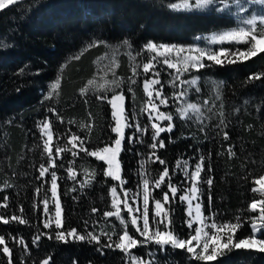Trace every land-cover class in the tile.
Wrapping results in <instances>:
<instances>
[{"label":"trees","instance_id":"trees-1","mask_svg":"<svg viewBox=\"0 0 264 264\" xmlns=\"http://www.w3.org/2000/svg\"><path fill=\"white\" fill-rule=\"evenodd\" d=\"M172 2L17 0L15 5L0 10V215L10 221L4 224L0 220V235L5 237L4 246L11 250L4 254V246H0V264L128 261L120 249L104 247L110 241L100 239L97 244L86 238L81 241L69 237L66 242L58 241L53 228L43 227L42 200L50 196V183L45 182L49 181L47 175L37 179L39 166L48 165L37 122L51 120L53 150L71 146L68 140L73 133L85 141L84 148L96 150L108 142L110 135L114 136L109 127L110 106L97 97L110 98L113 89L123 91L127 112L130 94L123 79L131 75L130 63L147 42L188 45L204 33L237 25L227 13L217 14L214 9L179 10L171 6ZM223 47L235 52L244 48L245 43H226ZM108 50L117 59L108 76L121 77V82L118 88L108 86L103 90L98 85L104 74H98L97 62ZM222 61L215 65L205 59V67L195 72L199 91L190 97L204 101L203 122L183 119L182 125L176 124L171 133L161 136L165 147L158 148L156 153L168 161L169 168L179 156L197 160L200 155L205 157L201 175L205 181L212 179V184L200 185L203 212L218 224L241 223L235 241L250 234L249 225L243 223L247 217L257 215L250 210V202L264 200V188L254 191L255 180L264 175V53ZM91 80L95 82L90 84ZM57 82L58 86L53 88ZM133 88L137 95L142 93L139 82ZM74 150L78 155H69L66 168L71 166L84 174L91 172L93 177L78 189L75 180L66 177L65 168L59 169L58 193L65 227L76 228L81 234L87 232L86 220L94 221L96 227L116 222L114 217L103 216L104 211L111 210L109 189L114 182L102 174L106 168L103 162ZM138 151L125 141L120 160L126 184L139 182L135 169ZM93 208L99 211L93 213ZM176 212L175 232L185 236L187 233L183 234L180 228L186 217L184 205L180 204L173 216ZM13 215L26 223L12 221ZM37 235L40 240L34 245ZM21 238L27 244V252L18 243ZM155 260L157 264H264V253L232 250L214 262H203L186 250L169 248L166 255L158 254Z\"/></svg>","mask_w":264,"mask_h":264},{"label":"snow or ice","instance_id":"snow-or-ice-1","mask_svg":"<svg viewBox=\"0 0 264 264\" xmlns=\"http://www.w3.org/2000/svg\"><path fill=\"white\" fill-rule=\"evenodd\" d=\"M16 3L17 0H0V10L7 9L9 6L15 5ZM257 3L264 5V0H194L192 5H189L187 0H185L184 7L188 10L214 9L217 14L222 15L227 13L231 16L233 14V8L236 13L245 14L248 11L245 7L246 4ZM172 7L176 8V5L173 4ZM240 22L244 26L238 27L237 30L225 31L218 37L213 36L211 42L214 44L217 42L222 43L226 38H231L236 42L243 41L246 44H250V47L247 48L246 51L240 53V56L244 59L264 53V32H261L259 35L256 34V19H241ZM259 23L264 26V10H262V13L259 15ZM156 47L155 44L148 45V49L153 52H155ZM164 47L166 52L172 51L171 48ZM177 51L183 52L184 49H177ZM189 51L197 52L198 54L183 57L182 72L184 73L189 72L190 69H203L205 64L202 61L205 57L209 62H214L215 65H220L223 62V50H221L219 54L216 51L205 52L203 48H193L189 49ZM160 55L163 56L162 62L157 56L147 57V62L143 63L141 70L144 77L143 91L146 93L147 100V107L141 109V111L147 116L151 128V143L147 145V147L151 149L149 159L152 160L153 163H158L163 166L162 171L151 181V191L150 180L146 178L149 175L148 173H138V175L142 176V185L138 182V188L142 187V193H133L131 189L124 187L127 181L121 175L122 162L120 156L124 150L125 141L127 140L128 144L143 143V140L137 134L143 135L147 133L149 129L148 127H141L139 123L134 122L135 114H133V118L128 116L125 108L126 96L123 91L116 92L113 89L110 98L105 96L97 97L99 100L106 101L111 109L112 123H110L109 127L110 132L114 134V136L110 135L108 137V142L104 143L102 147L90 151L84 148L85 141L81 139L80 136L73 133L68 140L72 149L84 151L86 155L103 162L106 168L102 169V174L106 178H110L117 182L109 189L111 196L110 207L112 210L104 211L103 216L105 218L116 217L120 225L124 226V230L122 234L118 236V242H113L111 236H109L108 239L110 242L104 245V247H114L124 252L130 257L126 264H145V257L148 258L147 264H157L155 257L158 254L166 255L169 248L173 250H186L187 253L192 254L194 259L203 262H214L219 256L232 250L243 249L246 251L264 253V238H262V234H264V200L253 201L250 204V210L252 212H257L259 205L257 216H249L243 221V223L249 225L250 234L234 241L233 238L236 231L242 227L241 223L218 224L214 219L211 220L210 223L205 222L208 218H206L203 213L204 194L200 185L205 182L208 185L212 184V179L209 178L205 181L204 177L201 175L205 157L200 155L198 162L194 165L192 170L188 169L187 161H185V166L181 170L180 161H177L176 168L170 173L166 161L157 156L156 150L165 147L164 140L161 139V134L164 132L171 133L174 128V116L170 112H161L160 108H168L170 104L178 108L179 103L188 95V88L186 85L197 83L194 78L190 80H179L177 84L172 86L170 94L165 95L164 88L167 85L162 82L161 76L165 75L168 76L169 79L177 81L181 74V70L173 72L172 70L177 67L176 64L172 63L167 55L163 53ZM132 75L139 76L140 73H137L136 69L133 68ZM131 82L133 84L136 83L134 79H132ZM58 83L59 82L52 85V87L56 88ZM89 83H91V81H89ZM113 84L116 88L120 87L116 81H113ZM128 91H131V87H129ZM196 91L198 92L199 89H196ZM205 103H207V101H205ZM189 110H192L194 113H199L201 111L195 104L188 103L186 108H178L179 116L187 119ZM49 112L53 115H57L54 109H49ZM163 121H168V124L166 126L163 125ZM60 122L63 123V120L60 119ZM221 123H223V121H221ZM37 127L40 128L41 135L46 136L43 142V149L48 158V166L44 164L39 166V176L37 179L44 178L46 174L50 175V181L45 182L50 183L47 192L51 193V199L54 205L53 208H49V198L47 196L42 200L43 215L47 217V220L43 222V227L45 229L53 228L55 239L58 241L66 242L67 237L83 241L86 238L85 235L79 234L76 228L65 227L66 217L63 215V207L58 193L59 177L57 171H50V169L58 167L56 160L61 158V153L66 149L56 147L55 150H53L54 134L51 130L52 122L50 119L46 118L42 122L38 121ZM126 129L131 130L130 135H126ZM224 138H228L227 132L224 133ZM72 149L68 150L72 151ZM72 155H78V151H72ZM140 166L143 168V161ZM60 167H63V165H60ZM67 171L69 173L68 178L75 180L71 166L68 167ZM177 173L180 174L181 178L178 183L174 184L173 179ZM256 183H264V177H261ZM72 191H75V189H72ZM155 191H159V198L153 195ZM36 192L39 194L40 189H36ZM139 195H142V203L139 202ZM4 199L6 201L7 197ZM177 200L180 204L185 205L186 219L183 222V226L188 230L186 236H181L175 232L174 221L172 219L174 211L172 204ZM4 206L6 207L7 205L5 204ZM208 207L211 209L210 195ZM124 210H126L130 217L131 226L134 227L135 232L138 233L140 237H144L143 240H138L127 230L128 222L121 215ZM21 211H23V208H21ZM98 211L99 210L96 208L92 209L93 213ZM211 215L210 213V216ZM0 220H2L4 224L10 222L9 219L2 215H0ZM11 220H19L22 224L26 223L25 220L20 219L16 215H13ZM237 220L239 221V217H237ZM84 223L87 227L88 221L86 220ZM225 229L228 230V235L226 239H223L221 234L224 233ZM210 232L212 233L211 235H209ZM86 235L89 241H96L97 244L100 243V237L98 235H93L91 232H87ZM202 237L205 239L201 244ZM39 240L40 235L35 236L33 244H38ZM18 243L24 251H28L27 244L22 238L18 240ZM148 243H154L158 251L149 249L145 252L144 257H138L131 251L138 246H145ZM5 244V237L0 235V246H4ZM210 245L211 251H209ZM198 248L200 249L199 252H197ZM98 250L103 254L102 249ZM10 252L11 250L9 247H3L4 254H10Z\"/></svg>","mask_w":264,"mask_h":264},{"label":"rangeland","instance_id":"rangeland-1","mask_svg":"<svg viewBox=\"0 0 264 264\" xmlns=\"http://www.w3.org/2000/svg\"><path fill=\"white\" fill-rule=\"evenodd\" d=\"M187 3L189 5H192L194 3V0H187ZM173 4L176 5L175 9L188 10L184 7L185 0H173V2L171 3V6ZM245 7L248 9V11L245 14H238L235 12L234 8L232 9L233 14L231 16H233L235 18V21L237 22L236 26L224 28V29H219V30H214V31H211L208 33H204V34L198 36L197 40L194 43L188 44V45L169 44V43H155L153 41H149L145 44V47L139 51V53L136 55L134 60H132V62L130 63L131 64V66H130L131 71L133 68H135L137 73H140V75L139 76H133L132 72H131V75L128 78L123 79L124 82H127L128 89H129V87H131V91L129 92L130 95H129V104H128L129 106H128L127 114L130 118H133V114H135L134 122L139 123L141 125V127H148L149 130L147 133H145L143 135L137 134L143 140V143H135V144H129V145H130V148L135 146L137 148V150H139L138 153L136 154L137 156H139V160H138V163H137L135 169L137 170V174L138 173H141V174L148 173L149 174L146 178H148L150 180V191L152 190L151 189V181L156 177V175L159 172L162 171L163 166L159 165L158 163H153L152 160L149 159L151 149H149L147 147V145L151 143V128H150V123L147 119V116L141 111V109H144L147 107L146 93L143 91L144 77H143L142 72H141L143 63L147 62V57H152V56L159 57V59L162 62L163 56H161L160 54L163 53L164 55L168 56L169 60L172 63L176 64L177 67H176V69L172 70L173 72L181 70V74L178 77L177 81H173V80L169 79L168 76H165V75L161 76L162 82H164L167 85L164 88V94L165 95L170 94V92L172 90V86L174 84H177L179 80H190V79L194 78V79H196V81L198 83V77L195 73L197 69H190V71L187 73L182 72L183 57L198 54L197 52L189 51V49L203 48L205 50V52L216 51L218 54L221 52V50H223L224 55H223L222 59L233 58V57L234 58H236V57L243 58L240 56V53L243 51H246L247 48L250 47V44L245 43L244 48L236 50L235 52H229L228 50H226L223 47L224 44H226V43H240L243 41L236 42L235 40H232L231 38H226L222 43L217 42L214 44L211 42V38L213 36L218 37V36L222 35L225 31L237 30L238 27L244 26L240 22L241 19H253V18H255L256 19V34L259 35L261 32H264V26L260 25V23H259V15L262 13V10H264V5L258 4V3L257 4H246ZM192 10H194V11H208V10H196V9H192ZM149 44H155L157 46L155 52L148 49ZM164 46H166L167 48H171L172 51L166 52ZM181 48H183L184 51L178 52L177 49H181ZM109 53H110V51L108 50L106 53H104L98 59V62H97L98 74H104L101 77V81L98 85L99 88H101L103 90L108 88V86L109 87L114 86L113 81H116L118 84L121 82V79H120L121 77H118L114 74L108 76L109 70L112 73V71L114 70L115 65L117 63V59L115 57H112L113 54L110 55ZM205 59H206V57L204 58V60ZM105 73H107V76L105 75ZM132 79H134L136 82L140 83L141 92H142V93H140V95H137L136 92L134 91L133 85L135 83L133 84L131 82ZM94 82H95L94 80H91L90 84H92ZM197 83L186 85V87L188 88V95L182 102L179 103L178 108H186L188 103L195 104L196 107L199 108L201 111L199 113H194V112H192V110H189L187 119L193 120V123H202L203 118H204V115H203V106H204L203 103H204V101L199 99V97H195V99H191V97H190V94H195L196 89H197ZM157 87H159V86H157ZM117 92H121V91H117ZM178 108H177V106H174L172 104H170L168 108H164V107L160 108L161 112H164V113L170 112L174 116V121H173L174 126L176 124L179 126L182 125L184 123L183 119H185L184 117L179 116ZM162 123H163V125L166 126L168 124V121H163ZM41 127H42V124H41ZM165 133H167V132L162 133L161 136L164 135ZM130 134H131V130L126 129V135H130ZM45 139H46V136H43V142ZM68 149H72V146L67 147L66 150L61 153V158L56 160L58 167L55 169H50V171L55 170L58 172L59 169L65 168L67 178L69 176V173L67 171L68 168H66L67 162H68L67 159H68L69 155H72V151H75L74 149H72V151H69ZM157 156H159V155L157 154ZM142 161H143V168H141V166H140ZM177 161H180L181 170L185 166V161L188 162L187 167L189 170H192L194 165L198 162L196 157H191L189 159H185V157H180V156H179V160H177ZM177 161H176V163L172 164L171 168H169V166H168L170 173H172L174 171V169L176 168ZM167 162L168 161H166V164H167ZM60 165H63V167H60ZM46 166H48V165H46ZM72 169H73V175L75 176V182H76V185L78 186V189H81V188H83L84 185L89 184V179L93 177V174L91 172H86L84 174V172L79 173L78 169L77 170L74 168H72ZM46 175L48 177V180L50 181V175H48V174H46ZM260 177H258L255 180L254 189L257 191H261L264 188V183H262V184L256 183L257 180H260ZM262 177H264V175ZM123 178L125 179V177H123ZM138 178H139V183L142 185V176L138 175ZM180 178H181L180 174L177 173L174 176L173 183L174 184L178 183V181H180ZM113 182H114V184L117 183L116 181H113ZM58 184H59V181H58ZM124 187L127 189H131L133 193H138V194L142 193V187L138 188V183L125 184ZM153 195H155L157 198H159L160 193H159V191H155V192H153ZM110 200H111V196H110ZM253 201H261V200L260 199H254ZM253 201H251L250 204ZM139 202L142 203V195H139ZM179 205H180V203L177 200L175 203L172 204L173 210L175 211L176 208L178 209ZM53 207H54V205H53V201L51 199V193H50L49 208L51 209ZM150 207H151V201H150ZM249 208H250V205H249ZM174 211H173V213H174ZM184 211H185V205H184ZM258 211H259V205H258V209H257V214H258ZM175 214H176L175 216L172 215L173 220H175L177 217V212ZM121 215L128 222L127 230L129 231V233L134 235V237L137 238L138 240H143L144 237H140L139 234L135 232L134 227L131 226L130 217L128 216L126 210L122 211ZM150 216H151V213H150ZM204 216L206 218H208L205 220V222L210 223L211 220L209 219V216H207L205 214H204ZM185 219H186V217H185ZM46 220H47V217H44L43 222H45ZM114 220L116 221L115 223L113 221H110V223L106 224L105 226L100 225L97 227H96V223L94 221L88 220V225L86 227V228H88L87 232H91L93 235H98L100 237V239H102L104 242H109V239H108L109 236H111L112 240H115L118 242V236L122 234V232L124 230V226L120 225V223L116 219V217H114ZM180 228L183 230V234L188 233V230L184 226H181ZM206 231H207V229H206ZM86 233L82 231L81 234L85 235L86 239H88ZM105 234H107V235H105ZM211 234L212 233L210 232L209 235H211ZM221 235H222L223 239H226V237L228 235V230L225 229L224 233H222ZM69 238L74 239L72 237H69ZM204 239L205 238L202 237L201 244L203 243ZM149 249L157 250L154 243H148L145 246H141L138 249H132L131 251L138 257H144L145 252ZM199 251H200V249L198 248L197 252H199ZM209 251H211V245H210ZM129 259H130V257L127 256V260H129ZM144 259H145V264H147L148 258L145 257Z\"/></svg>","mask_w":264,"mask_h":264},{"label":"bare ground","instance_id":"bare-ground-1","mask_svg":"<svg viewBox=\"0 0 264 264\" xmlns=\"http://www.w3.org/2000/svg\"><path fill=\"white\" fill-rule=\"evenodd\" d=\"M261 178V177H260Z\"/></svg>","mask_w":264,"mask_h":264}]
</instances>
